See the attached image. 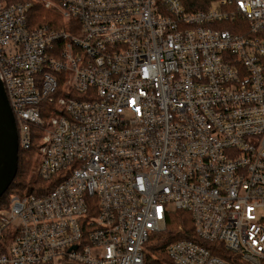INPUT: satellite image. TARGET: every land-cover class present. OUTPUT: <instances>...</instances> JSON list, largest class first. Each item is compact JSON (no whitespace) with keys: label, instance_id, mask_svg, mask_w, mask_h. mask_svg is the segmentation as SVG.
Returning a JSON list of instances; mask_svg holds the SVG:
<instances>
[{"label":"built area","instance_id":"1","mask_svg":"<svg viewBox=\"0 0 264 264\" xmlns=\"http://www.w3.org/2000/svg\"><path fill=\"white\" fill-rule=\"evenodd\" d=\"M7 1L0 81L46 184L0 211V264H264V0ZM175 210L196 241L154 262Z\"/></svg>","mask_w":264,"mask_h":264},{"label":"trees","instance_id":"2","mask_svg":"<svg viewBox=\"0 0 264 264\" xmlns=\"http://www.w3.org/2000/svg\"><path fill=\"white\" fill-rule=\"evenodd\" d=\"M16 2L20 0H8L7 3ZM184 9L188 12H196L197 10H210L213 2L217 0H180ZM34 9L35 19L32 24L36 26H47L51 28H58L65 30L63 25V20L57 15V13H53L50 10L40 8V7H32ZM229 27L228 24L223 26L224 29ZM264 68V60L262 61ZM264 70V69H263ZM33 130V129H32ZM33 135H37V132L33 130ZM30 147L27 150L18 149V160H17V173L10 184L11 186L8 190L3 194L0 198V211L3 209H7L9 207L10 197L14 196H25L31 193H34V186H45L42 180H40L36 175H34V166L37 162L39 146L40 143L37 139L31 140ZM52 185V184H51ZM166 228L160 233L153 235L148 242L146 247L147 253H150L155 257L154 262L158 263V258L161 257L163 247L171 242H175V240L180 239H192L196 241V237L194 236L193 231V222L191 221V217L189 213L187 214L181 210H175L170 213L166 219ZM148 256V254H147Z\"/></svg>","mask_w":264,"mask_h":264},{"label":"water","instance_id":"3","mask_svg":"<svg viewBox=\"0 0 264 264\" xmlns=\"http://www.w3.org/2000/svg\"><path fill=\"white\" fill-rule=\"evenodd\" d=\"M17 131L4 86L0 81V198L11 186L17 173Z\"/></svg>","mask_w":264,"mask_h":264},{"label":"rangeland","instance_id":"4","mask_svg":"<svg viewBox=\"0 0 264 264\" xmlns=\"http://www.w3.org/2000/svg\"><path fill=\"white\" fill-rule=\"evenodd\" d=\"M65 23H66V25H65L66 30L69 31V29H68V27H67L68 23H67V22H65ZM34 175H36V174H34ZM146 251H147V249H145V252H146Z\"/></svg>","mask_w":264,"mask_h":264}]
</instances>
